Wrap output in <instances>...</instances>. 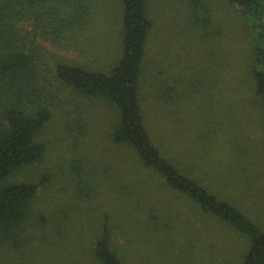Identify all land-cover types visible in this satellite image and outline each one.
<instances>
[{
    "label": "trees",
    "instance_id": "16d2710c",
    "mask_svg": "<svg viewBox=\"0 0 264 264\" xmlns=\"http://www.w3.org/2000/svg\"><path fill=\"white\" fill-rule=\"evenodd\" d=\"M159 1L0 0L1 244L14 245L19 240L18 231L29 221L40 187L50 181L49 175L38 180L31 171L46 160L47 129L64 107L63 98L71 94L83 103L95 101L110 109L104 133L107 144L100 153H112L115 159L95 161L94 148L80 153L72 164L76 195L80 202H87L98 187L106 185L122 203L120 209L125 205L128 212L124 226L113 211L95 217V264H127L129 240L135 236L125 246L117 242L119 234L125 228L158 236L178 229L174 220L181 221L186 205L223 231L245 239L247 248L239 264H264V215L244 209L234 199L238 189L248 188L246 161L239 159L229 139L217 146L219 132L196 136L198 131L190 135L179 129L187 124L180 116L188 112V97L168 75L167 80L156 83L157 77L149 86L148 94L157 107L155 118L160 110L165 120L151 126L143 95L152 37L159 29ZM164 2L163 7L172 8L178 18L179 31L173 37L185 38L190 47L201 37H223L229 22L221 21V10L243 17L251 58L244 69L247 80L242 91H250L253 101L260 103L264 119V0ZM102 21L108 35L98 32ZM49 45L65 53H55ZM222 54L224 61H215L212 69L226 74L228 59ZM89 111L85 107L76 115L81 138L94 126L84 118ZM220 126L222 130L223 123ZM163 189L177 200L170 209L174 219L165 215L171 201Z\"/></svg>",
    "mask_w": 264,
    "mask_h": 264
},
{
    "label": "rangeland",
    "instance_id": "374dc122",
    "mask_svg": "<svg viewBox=\"0 0 264 264\" xmlns=\"http://www.w3.org/2000/svg\"><path fill=\"white\" fill-rule=\"evenodd\" d=\"M160 1L156 5V14L160 17L159 29L152 37L147 61L148 77L144 83L143 95L151 126L165 120L159 107V116L155 118L157 107L154 97L150 98L148 89L155 83L154 79L158 77V83L160 80H167L168 78H165L168 75L173 82H179V87L181 86L183 93L188 97V112L180 116L187 124L180 125L179 129H184L190 135L198 131L196 136L206 132H219L216 142L218 147L230 140L239 153V159L246 161V167L249 168L247 173L250 176L246 186L250 189H238L234 199L244 209L250 208L253 213L264 215V119L260 103L253 101L250 91H242V83L247 80L243 75L244 69L251 58L250 41L243 32V17L233 10H221V21L229 22L223 37H215L213 40L201 37L202 40H196L190 47L185 38L181 40L173 37L176 30L179 31L178 18L173 14L172 8L166 10L163 7L166 3L164 0ZM103 24V21L99 24L98 32L103 30L102 32L108 35L109 29H103ZM115 28L114 24V31ZM49 46L55 53H65L53 45ZM222 51L227 54V75L222 69L217 72L212 69L215 61H224ZM211 80L213 83L209 84ZM191 81L193 87L187 85ZM63 100L64 107L59 108L55 120L46 132L49 142L48 156L31 171L38 180L49 175L50 181L40 187L33 205V213L23 230L18 231L19 240L13 243L14 245H4L0 242V264H95V217L102 216L106 211H113L121 217V224H126L123 220L128 217L126 206L120 209L122 203L118 202L111 188L106 185L98 187L87 202H80L75 192L76 179L72 164H75L80 153L94 148L95 156L92 157L95 161H115L112 153H100L107 144L104 133L109 125L110 109L95 101L83 103L82 99L71 94ZM85 107H89L90 111L85 117H81L94 126L81 138V128L78 126L76 115H80ZM221 123L224 126L222 130ZM157 129L160 134L163 133L162 128ZM119 155L125 162L128 161L125 154ZM148 194L152 195L150 191ZM163 195L171 201L165 215L175 218V213L170 209L177 200L165 189ZM191 207L184 206L181 209V221L174 220L175 226L179 224L178 229L162 233L160 236L149 231L143 234L133 233L130 228H125L127 230L118 237L117 242L120 245L125 243L126 246V240L135 236L129 240L132 243L128 246L126 263L239 264L247 248L245 239L233 231H223L214 221ZM181 210L179 209L178 213ZM172 217L171 219H174ZM119 232L122 233L121 230Z\"/></svg>",
    "mask_w": 264,
    "mask_h": 264
}]
</instances>
